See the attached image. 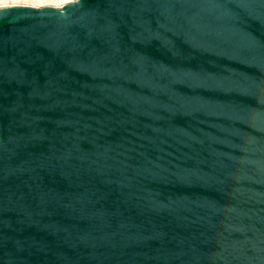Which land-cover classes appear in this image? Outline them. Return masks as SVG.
Instances as JSON below:
<instances>
[{"label": "water", "instance_id": "water-1", "mask_svg": "<svg viewBox=\"0 0 264 264\" xmlns=\"http://www.w3.org/2000/svg\"><path fill=\"white\" fill-rule=\"evenodd\" d=\"M0 264H264V0L1 6Z\"/></svg>", "mask_w": 264, "mask_h": 264}, {"label": "rangeland", "instance_id": "rangeland-1", "mask_svg": "<svg viewBox=\"0 0 264 264\" xmlns=\"http://www.w3.org/2000/svg\"><path fill=\"white\" fill-rule=\"evenodd\" d=\"M8 1L9 0H0V6L8 4ZM69 1H71V0H39V1L25 2L22 4L33 5V6H44V5L59 6V5H62L66 2H69Z\"/></svg>", "mask_w": 264, "mask_h": 264}, {"label": "crops", "instance_id": "crops-1", "mask_svg": "<svg viewBox=\"0 0 264 264\" xmlns=\"http://www.w3.org/2000/svg\"><path fill=\"white\" fill-rule=\"evenodd\" d=\"M30 1H39V0H9L8 4L13 5V4H22L25 2H30Z\"/></svg>", "mask_w": 264, "mask_h": 264}, {"label": "bare ground", "instance_id": "bare-ground-1", "mask_svg": "<svg viewBox=\"0 0 264 264\" xmlns=\"http://www.w3.org/2000/svg\"><path fill=\"white\" fill-rule=\"evenodd\" d=\"M6 5H9V4H6ZM6 5H1V6H6ZM1 6H0V7H1Z\"/></svg>", "mask_w": 264, "mask_h": 264}]
</instances>
